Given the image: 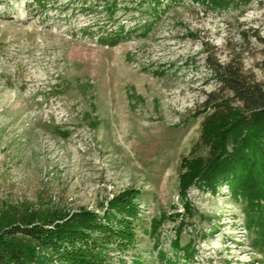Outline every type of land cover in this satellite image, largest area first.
<instances>
[{"label": "rangeland", "instance_id": "obj_1", "mask_svg": "<svg viewBox=\"0 0 264 264\" xmlns=\"http://www.w3.org/2000/svg\"><path fill=\"white\" fill-rule=\"evenodd\" d=\"M162 1L156 18L141 0H0V210L104 215L137 193L136 238L110 237L111 264H264L228 184L193 183L184 198L180 187L185 159L206 154L191 151L218 86L208 57L248 48L245 69L264 83L252 36L264 34V0L224 10ZM121 28L118 44L101 42Z\"/></svg>", "mask_w": 264, "mask_h": 264}, {"label": "trees", "instance_id": "obj_2", "mask_svg": "<svg viewBox=\"0 0 264 264\" xmlns=\"http://www.w3.org/2000/svg\"><path fill=\"white\" fill-rule=\"evenodd\" d=\"M168 1H194L206 8L224 10L253 0ZM141 3H147L146 10L156 18L164 6L162 0ZM123 35L121 28L102 37L101 42L116 45ZM252 36L264 48V34L255 30ZM242 38L249 41L246 31ZM247 51L232 45L226 61L213 57L216 52L208 57L218 86L205 93L202 106L209 112L191 151L202 145L206 154L194 161L185 159L187 171L181 175L180 187L184 198L193 183L213 191L219 184H228L233 194L245 201L247 223L257 233L256 242L264 246V83L245 69ZM137 199V193L120 194L108 202L104 215L83 208L70 213L53 207L7 203L0 210V264H57L55 259L68 264H111L105 252L108 243H113L110 237L127 245L136 238L135 222L141 211ZM112 217L118 218L117 225L111 222Z\"/></svg>", "mask_w": 264, "mask_h": 264}]
</instances>
